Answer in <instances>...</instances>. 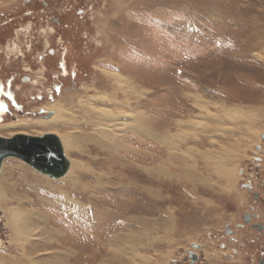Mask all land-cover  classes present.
I'll return each instance as SVG.
<instances>
[{
	"label": "rangeland",
	"instance_id": "rangeland-1",
	"mask_svg": "<svg viewBox=\"0 0 264 264\" xmlns=\"http://www.w3.org/2000/svg\"><path fill=\"white\" fill-rule=\"evenodd\" d=\"M0 58L16 78L0 126L27 124L0 137L87 138L57 181L4 161L0 264H184L249 211L237 172L264 133V0H0ZM57 103L71 124L33 125Z\"/></svg>",
	"mask_w": 264,
	"mask_h": 264
},
{
	"label": "flooded vegetation",
	"instance_id": "flooded-vegetation-1",
	"mask_svg": "<svg viewBox=\"0 0 264 264\" xmlns=\"http://www.w3.org/2000/svg\"><path fill=\"white\" fill-rule=\"evenodd\" d=\"M41 6L45 9L47 4L43 1ZM86 6L87 5L82 6V8L85 9ZM48 7L49 6H47V8ZM71 7L73 8V5L71 2H68L62 9L60 5V10L64 14H67L68 10L70 12L72 11ZM91 7L92 6H90V8ZM43 9L41 10L44 11ZM57 12L58 8L56 4L53 6L50 15L57 14ZM87 12L88 11H86V13ZM25 15L31 16L35 15V13L34 11L28 10L25 12ZM68 15L69 14H67V16ZM81 15L82 14L79 16ZM57 24H59L58 21L54 23V26L59 27ZM62 27L64 29H69L67 23L63 24ZM55 31L56 28H54V32ZM15 80L16 78L13 76L7 75L4 78L0 75V81L2 83L0 84V95L8 98L11 95L15 96ZM18 83L29 85L31 84V79L28 77H20L18 78ZM58 84L59 82H57L56 85H51L52 93L54 90L55 94H57L59 88ZM1 117L7 118V115H1ZM261 135H264V133ZM261 135L258 138L259 143L253 144L255 151L252 152L250 158L252 169L245 168L237 172L241 179H244V175L245 177L247 176V179L241 184V188L245 191L247 198L249 197V211L247 210L244 212L240 218V222L236 223L234 229L227 227L223 230L222 234H209L207 236L206 241H210L211 245H215L213 252H211L208 258L204 257V252L206 251L204 243H192L189 248L184 250V257L182 258L185 259L184 264H264V147L262 146L264 140L260 139ZM212 241L215 242L213 243ZM192 259L195 261L192 262ZM177 262L178 260H174L173 264Z\"/></svg>",
	"mask_w": 264,
	"mask_h": 264
},
{
	"label": "water",
	"instance_id": "water-1",
	"mask_svg": "<svg viewBox=\"0 0 264 264\" xmlns=\"http://www.w3.org/2000/svg\"><path fill=\"white\" fill-rule=\"evenodd\" d=\"M51 115L50 112L48 116ZM261 139L264 140V135ZM8 158L24 162L37 173L53 181L64 178L70 171V161L55 134H14L8 138L0 137V172L2 163ZM194 261L192 259V262Z\"/></svg>",
	"mask_w": 264,
	"mask_h": 264
},
{
	"label": "bare ground",
	"instance_id": "bare-ground-1",
	"mask_svg": "<svg viewBox=\"0 0 264 264\" xmlns=\"http://www.w3.org/2000/svg\"><path fill=\"white\" fill-rule=\"evenodd\" d=\"M261 59V58H260ZM107 74H109V73H107ZM108 78H112V79H118V81H119V78H120V75H118V74H116L115 73V75H108L107 76ZM121 79V78H120ZM125 81V80H124ZM113 83V82H112ZM122 84V83H121ZM126 84V83H125ZM118 85V84H117ZM128 85V84H127ZM122 86V85H121ZM125 87H126V85H125ZM128 87V86H127ZM96 100V99H95ZM94 100V101H95ZM195 103H197V102H195ZM81 107V106H80ZM46 108H48L49 109V111H53L54 112V116L51 118V119H45L44 121H41V122H37V123H35V124H33V125H42V126H50V125H52L53 127H56V125H57V121L59 122V124L61 123V124H65V123H69V121L68 120H70V117H67L68 115H65V113L63 112L64 110H65V108L63 107V105L62 104H54V105H50L49 107H46ZM45 108V109H46ZM236 109V108H235ZM224 112V111H223ZM108 113V112H107ZM255 113H257V112H255ZM222 114H224V113H222ZM227 114V113H226ZM98 115V117H101V118H105L106 120H108L109 118H111L110 116H108L109 114H104V112H102V113H98L97 114ZM249 115V114H248ZM252 115V114H251ZM255 115V114H254ZM204 116V115H203ZM228 116V115H227ZM256 116V115H255ZM120 117V116H119ZM68 118V119H67ZM115 118V117H114ZM210 118V117H209ZM213 118V117H212ZM242 118V117H241ZM245 117H243V119H244ZM118 119V118H117ZM206 119V118H205ZM110 120V119H109ZM113 120V119H112ZM116 120V119H115ZM214 120V119H213ZM236 120H237V118H236ZM247 120V119H246ZM250 120V119H249ZM229 121V120H228ZM232 121V120H231ZM234 121V120H233ZM232 121V122H233ZM242 121V120H241ZM109 122V121H108ZM113 122V121H112ZM255 122V121H254ZM201 123V122H200ZM230 123V122H229ZM234 123V122H233ZM233 123H231V124H233ZM60 124V125H61ZM70 124H71V120H70ZM194 124V123H193ZM192 125V124H191ZM201 125V124H200ZM240 125V124H239ZM27 126V124L25 123V122H18V123H14V124H8V125H2V126H0V131L1 130H3V131H5V130H13V129H18V128H25ZM240 127V126H239ZM247 127H248V125H247ZM192 128V127H191ZM140 132L141 133H143V128H140ZM255 132V131H254ZM50 133V132H49ZM79 133V132H78ZM50 134H54V133H50ZM68 134V133H67ZM152 134V133H151ZM255 134V133H254ZM56 135V134H55ZM70 135V134H69ZM85 135V134H84ZM83 134H81V133H79V135L78 134H76L75 136H68V135H66V133L63 135V137L61 138L62 139V141H61V143H62V146H63V149H67V150H72V148L73 147H75V146H78L79 145V143L80 142H82V141H87V138L84 136ZM258 135H259V133H258ZM57 136V135H56ZM58 137V136H57ZM89 137V136H88ZM92 136H90V138H91ZM59 138V137H58ZM89 138V139H90ZM60 139V138H59ZM90 140H92L93 141V138H91ZM95 142V141H94ZM173 143V142H172ZM65 150H64V152H65ZM65 156H66V154H65ZM67 157V156H66ZM67 159L69 160V158L67 157ZM70 161V160H69ZM4 163V162H3ZM3 163H2V165H3ZM2 165H1V169H2ZM75 166V165H74ZM72 164H71V161H70V170H71V168L73 169V167H74ZM219 172H221V171H219ZM0 176H1V172H0ZM1 182V181H0ZM9 189V188H8ZM14 189V188H13ZM0 195H1V197H0V200L2 201V199H3V202H4V200L5 199H7V197H6V192H2V191H0ZM3 195V196H2ZM9 200V199H8ZM23 200V199H22ZM17 201V200H16ZM11 202V201H10ZM13 206V205H12ZM24 206V205H23ZM15 209V208H14ZM16 210H17V208H16ZM5 211V210H4ZM5 213H6V217H7V220H8V223H7V226H12L13 228L14 227H16V225L18 224V222H19V220L18 219H16V217L18 218V214H16V211H15V214L16 215H14L13 216V212L11 211V210H6L5 211ZM20 213V212H19ZM8 214V215H7ZM36 214V213H35ZM9 215H10V217H9ZM32 215H34V213H32ZM22 216V215H21ZM21 216H19V217H21ZM23 218V217H22ZM36 218V217H35ZM14 221V222H13ZM26 221H27V223H28V219H26ZM22 222H24L25 223V221L24 220H22ZM23 225V224H22ZM33 225V224H32ZM24 226V225H23ZM26 226H28L27 224H26ZM25 226V227H26ZM29 227V226H28ZM27 227V228H28ZM48 230V229H47ZM12 236V235H11ZM10 236V237H11ZM14 236V235H13ZM16 238V237H15ZM138 241V240H137ZM118 248V247H117Z\"/></svg>",
	"mask_w": 264,
	"mask_h": 264
}]
</instances>
